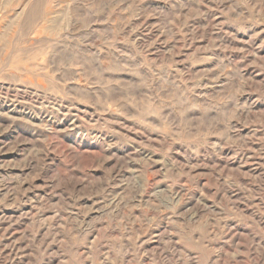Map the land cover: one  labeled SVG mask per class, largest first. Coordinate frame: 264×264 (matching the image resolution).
<instances>
[{
	"label": "rangeland",
	"instance_id": "1",
	"mask_svg": "<svg viewBox=\"0 0 264 264\" xmlns=\"http://www.w3.org/2000/svg\"><path fill=\"white\" fill-rule=\"evenodd\" d=\"M0 264H264V0H0Z\"/></svg>",
	"mask_w": 264,
	"mask_h": 264
},
{
	"label": "bare ground",
	"instance_id": "2",
	"mask_svg": "<svg viewBox=\"0 0 264 264\" xmlns=\"http://www.w3.org/2000/svg\"><path fill=\"white\" fill-rule=\"evenodd\" d=\"M50 100V99H49ZM61 104V103H60ZM64 116V115H63ZM126 153V152H125ZM148 161V160H147Z\"/></svg>",
	"mask_w": 264,
	"mask_h": 264
}]
</instances>
